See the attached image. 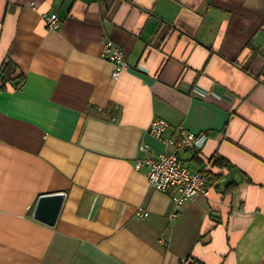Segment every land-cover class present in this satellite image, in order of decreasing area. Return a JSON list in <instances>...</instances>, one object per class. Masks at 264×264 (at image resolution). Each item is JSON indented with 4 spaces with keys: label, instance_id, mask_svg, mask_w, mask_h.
I'll return each mask as SVG.
<instances>
[{
    "label": "crops",
    "instance_id": "crops-1",
    "mask_svg": "<svg viewBox=\"0 0 264 264\" xmlns=\"http://www.w3.org/2000/svg\"><path fill=\"white\" fill-rule=\"evenodd\" d=\"M5 59L24 80L0 79V264H264V0H0ZM153 119L208 135L180 157L210 193L174 218L176 189L134 167L141 143L173 150Z\"/></svg>",
    "mask_w": 264,
    "mask_h": 264
},
{
    "label": "built area",
    "instance_id": "built-area-1",
    "mask_svg": "<svg viewBox=\"0 0 264 264\" xmlns=\"http://www.w3.org/2000/svg\"><path fill=\"white\" fill-rule=\"evenodd\" d=\"M45 27L55 30L59 26L57 13L51 12L43 15ZM101 56L112 64V76L116 78L127 67L122 49L106 39L103 42ZM169 123L163 119H153L148 127L151 136L162 139V134L169 128ZM208 139L204 132H193L183 125L173 127V134L167 139H162L165 147L172 146L173 150L165 148L153 157L150 155L149 146L141 143L139 150L145 155L135 161V169L146 168L149 186L155 190L165 191L170 188L176 189L177 194L172 197L173 205L169 213L174 218L180 210L181 204L188 199H193L195 194L200 193L208 196L211 190L209 177L202 171H192L185 164L180 153L192 151L199 153ZM137 216L144 218L147 212L139 208Z\"/></svg>",
    "mask_w": 264,
    "mask_h": 264
},
{
    "label": "water",
    "instance_id": "water-1",
    "mask_svg": "<svg viewBox=\"0 0 264 264\" xmlns=\"http://www.w3.org/2000/svg\"><path fill=\"white\" fill-rule=\"evenodd\" d=\"M63 200L62 193L41 195L34 208L33 217L53 225Z\"/></svg>",
    "mask_w": 264,
    "mask_h": 264
},
{
    "label": "trees",
    "instance_id": "trees-1",
    "mask_svg": "<svg viewBox=\"0 0 264 264\" xmlns=\"http://www.w3.org/2000/svg\"><path fill=\"white\" fill-rule=\"evenodd\" d=\"M0 79H1V85L4 84L6 81L15 80V79H17L16 84L18 83L20 84L24 80V77L23 74L20 73L19 71L16 72L15 64L12 61H10L9 59H5L0 66ZM214 164L220 166H227L229 163L224 158L218 156L214 159ZM203 173H205L208 176V174L205 171Z\"/></svg>",
    "mask_w": 264,
    "mask_h": 264
}]
</instances>
